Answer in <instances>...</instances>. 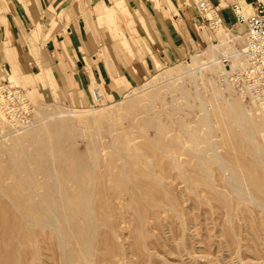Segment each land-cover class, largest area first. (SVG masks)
<instances>
[{"label": "rangeland", "instance_id": "obj_1", "mask_svg": "<svg viewBox=\"0 0 264 264\" xmlns=\"http://www.w3.org/2000/svg\"><path fill=\"white\" fill-rule=\"evenodd\" d=\"M246 32V23L241 33L215 27L213 40L189 58L163 67L115 100L74 108L27 92L33 105L29 114L17 123L7 117L0 121V223L15 225L21 208L38 202L28 194L29 185L47 192L57 181L59 191L72 189L75 195L71 202H59L60 210L62 204L66 209L61 219L64 212L68 216L62 226L70 232L73 264H264V103L246 97L233 80L246 61L231 69ZM6 79L29 89L15 76L1 81ZM97 156L96 181L91 164ZM232 162L241 168L234 170ZM70 216L83 234H98L92 263L72 234ZM2 224L1 237L10 234ZM46 228L40 232L49 233ZM8 244V250L4 245L0 250V264L1 254L13 249ZM47 254L44 263L61 264L56 247Z\"/></svg>", "mask_w": 264, "mask_h": 264}, {"label": "crops", "instance_id": "obj_2", "mask_svg": "<svg viewBox=\"0 0 264 264\" xmlns=\"http://www.w3.org/2000/svg\"><path fill=\"white\" fill-rule=\"evenodd\" d=\"M252 1L211 0L221 25L240 33L233 4ZM213 31L193 0H0V81L12 75L36 99L84 108L93 89L118 99Z\"/></svg>", "mask_w": 264, "mask_h": 264}, {"label": "bare ground", "instance_id": "obj_3", "mask_svg": "<svg viewBox=\"0 0 264 264\" xmlns=\"http://www.w3.org/2000/svg\"><path fill=\"white\" fill-rule=\"evenodd\" d=\"M245 5V4H244ZM245 9H246V11L247 12H250L252 9H251V5L249 4V3H247L245 6ZM218 28H220V27H222V29H223V26L219 23V24H217L216 25ZM247 35V34H246ZM244 48H245V45L240 49V50H237V54H236V57H234L233 58V63H231L232 64V66H231V69H236L239 65H243L244 63H245V61H246V66H247V59H246V56L244 55ZM230 67V66H229ZM246 68V67H245ZM244 68V69H245ZM262 103H264V101H262ZM113 109V108H112ZM118 111V110H117ZM82 112V111H81ZM206 112V111H205ZM60 114H63V115H65V113L64 112H61ZM104 114V113H103ZM207 114V113H206ZM108 116V115H107ZM107 116H105V117H107ZM6 118V116H5V114H4V112H3V110L0 108V121H1V119L2 120H4ZM97 118V117H96ZM208 119V118H207ZM209 121V120H208ZM209 123H210V121H209ZM210 129H211V127H210ZM32 133V132H31ZM30 133V134H31ZM34 133H32V135H33ZM35 135V134H34ZM207 136V135H206ZM212 136H213V134H212ZM251 136V135H250ZM250 137H248V139H249ZM251 139V138H250ZM215 140H216V138H215ZM214 141V140H213ZM232 141V140H231ZM215 142V143H214ZM213 143V145L212 146H216L217 147V145H216V141H214ZM115 143V142H114ZM114 143L111 145V146H113V148H115L114 147ZM100 145V144H99ZM99 146H97V148H98ZM94 148V147H93ZM93 148L91 149V150H93ZM95 149V148H94ZM105 149V148H104ZM106 149H107V147H106ZM214 149V148H213ZM216 149V148H215ZM245 149V148H244ZM247 150V149H246ZM103 151H101V154L103 155V153H102ZM216 154H217V156H219L218 155V153H217V149H216ZM257 152L259 153V151L257 150ZM100 153V152H99ZM99 153H97V155L99 154ZM14 155V154H13ZM16 155V154H15ZM14 155V156H15ZM93 155V154H92ZM94 155H95V153H94ZM101 155V156H102ZM17 156V155H16ZM101 156H99V157H101ZM224 156V155H223ZM234 157H236L235 155H233ZM250 156V155H249ZM21 157H24V158H26L25 156H21ZM42 157V156H41ZM40 157V158H41ZM92 157V156H91ZM94 157V156H93ZM98 157V156H97ZM96 158L97 160L95 161H93L92 160V164H91V166H92V170H93V172L95 173L94 174V176H95V178H96V181L98 180V175H97V172H98V169H97V165H98V163H99V159L100 158ZM194 157V156H193ZM209 157V156H208ZM233 157V158H234ZM12 158V157H11ZM20 158V157H19ZM19 158H16V160L17 159H19ZM227 158V157H226ZM226 158H224V161L225 160H227ZM237 158V157H236ZM13 159H15V158H13ZM30 159V158H29ZM123 159V158H122ZM221 159V158H220ZM231 159V158H230ZM15 160V162L17 163V161ZM26 160V159H25ZM25 160H23V161H25ZM234 160V159H233ZM238 160V159H237ZM243 160V159H242ZM248 160V159H247ZM263 161H264V159H262ZM18 161H20V160H18ZM31 161V160H30ZM40 161V160H39ZM26 162V161H25ZM74 162V161H73ZM75 162H77V161H75ZM221 162V161H220ZM228 162V161H227ZM222 163H223V161H222ZM233 164H231L232 166H233V169L235 170L236 169V166H235V164H234V162H232ZM242 163L243 162H241V166H244V165H242ZM245 163V162H244ZM15 164V163H14ZM41 164H43V162L41 163ZM49 164V163H48ZM18 165H20L19 163H18ZM17 164H16V168H17V166H18ZM33 165V164H32ZM40 165V164H39ZM223 165H225V167L224 168H227V170L228 169H230L231 168V166L229 165V164H227V163H223ZM237 165V164H236ZM21 166V165H20ZM26 166V165H25ZM41 167L42 166H44V164L43 165H40ZM40 166H38V167H40ZM135 166V165H134ZM234 166H235V168H234ZM239 166V165H238ZM11 167H13V166H11ZM29 167V166H28ZM28 167L26 166V168H27V170H29L28 169ZM37 167V166H36ZM44 167H46V166H44ZM221 167H222V165H221ZM18 168H20L19 166H18ZM241 167L239 166V167H237V169H240ZM35 170H36V168H34ZM39 169V168H38ZM48 169H51V168H47V170ZM236 169V170H237ZM243 169H245V167H243ZM243 169H241V171H242V173H243ZM12 170V169H11ZM21 170V169H20ZM31 170V169H30ZM102 170V169H101ZM246 170H247V168H246ZM248 170H249V168H248ZM8 171V170H7ZM13 171V170H12ZM32 171V170H31ZM44 171V170H43ZM241 171H239L240 173H241ZM20 172V171H19ZM21 172H22V170H21ZM20 172V173H21ZM28 172V171H27ZM37 172V171H36ZM38 172L40 173L41 171H40V169L38 170ZM37 172V173H38ZM69 172H71V171H69ZM100 172H104L103 170L102 171H100ZM237 172V171H236ZM247 172H249V171H247ZM29 173V172H28ZM38 173V174H39ZM43 174L41 175L42 177H45L46 175L44 174V172H42ZM49 173V172H48ZM51 173L52 172H50V175H51ZM13 174V173H12ZM17 174V173H16ZM30 174V173H29ZM99 175H101L100 173H98ZM246 174V172H244V175ZM248 174V173H247ZM247 174H246V176H247ZM7 175V174H6ZM26 175V174H25ZM24 175V176H25ZM44 175V176H43ZM49 175V174H48ZM49 175V176H50ZM240 175H242V174H240ZM8 176V175H7ZM16 176V175H15ZM23 176V175H22ZM23 176V177H24ZM70 176V175H69ZM94 176H93V178H94ZM102 176V175H101ZM16 177H18V175L16 176ZM26 177V176H25ZM27 177H28V174H27ZM38 177V176H37ZM235 177V176H234ZM233 177V180L235 179ZM242 177V176H241ZM30 179H31V177H29ZM41 178V177H40ZM39 178V179H40ZM48 178V176L46 177V179ZM52 178V177H51ZM75 178V177H74ZM128 178V177H127ZM245 179H246V177H244ZM248 178V177H247ZM250 178V177H249ZM35 179H36V177H35ZM44 179V178H43ZM102 179V178H101ZM106 178H104V180H105ZM239 179H241L240 177H239ZM20 180H22V179H20ZM51 180V179H50ZM91 180V179H90ZM94 180V179H93ZM232 180V181H233ZM244 179H242V181H243ZM247 180V179H246ZM26 181V180H25ZM31 181V180H30ZM29 181V182H30ZM33 181V180H32ZM35 181V180H34ZM37 181V180H36ZM47 181V180H46ZM52 181H53V179H52ZM56 181V180H55ZM92 181V180H91ZM95 181V182H96ZM235 181H237L236 179H235ZM22 182H24V180H22ZM41 182L42 181H40V184H41ZM49 182V181H48ZM61 181H59V183H60ZM102 182V181H101ZM239 182V181H238ZM25 183V182H24ZM50 183H52V182H50ZM50 183H48V184H50ZM62 183V182H61ZM228 183V182H227ZM232 183V182H231ZM247 183V182H246ZM245 182H244V185L245 186H247L249 183H247L246 184ZM252 183V182H251ZM1 184V183H0ZM29 184H33V182L32 183H29ZM28 184V185H29ZM47 184V185H48ZM56 184L57 185H55V187L57 186V189H54L55 187L53 186V184H52V187H54V188H52V187H49L50 189H48V191L47 192H45V191H41V190H37L35 187L37 186L36 185V183H35V185H34V187H33V185H29V186H32V188L30 189V192L28 193V194H31L32 196H33V198H34V200L36 199L35 197H37L38 196V202L40 201L39 200V197L43 200V204L44 205H42L40 202L37 204V203H31V202H29V203H27L26 205H24L23 206V208H21V212H20V215H18L19 217H17V218H15V225H13V226H10V227H12V228H14V229H18L17 230V232L16 231H14V229H12V228H10V227H7L5 224H2V223H0V224H2V227L3 228H5L6 229V227H7V229H9V231H10V234L9 233H7V236H3V237H1L0 236V250L3 248V245H4V247L6 246V248L5 249H7V243H10V244H13V249L12 250H9V251H4L1 255H2V263L3 264H46V263H44V258H43V255L44 254H46V253H50V251H51V249L53 250V248L54 247H56L57 248V252H59L60 254H61V257H62V261L60 262L61 264H73L74 262H75V257H74V255H75V251H74V249H72L71 250V248H70V246H68V241L70 240V238H71V236L69 235V233H68V231H67V229H66V231H65V228L62 226V219H64L66 216V214L65 213H67V212H64V215L62 216L63 218L61 219V213H62V210L63 209H65V208H63V204H65V203H68V201L70 200V199H72V198H74L75 197V195H72V193L70 194V192L72 191V189L70 190V192L68 191L69 189H67V191L64 189V191L63 192H61V191H59L58 190V183H57V181H56ZM81 185H84L83 183H80ZM233 184V183H232ZM234 184H237V183H234ZM254 184V183H253ZM22 185V184H21ZM25 185H26V183H25ZM45 185H46V183H45ZM45 185H42L41 187L44 189V187H45ZM62 184H60V186H61ZM80 185V186H81ZM255 185H256V182H255ZM44 186V187H43ZM79 186V185H78ZM77 186V187H78ZM144 186V185H143ZM233 186V185H232ZM62 187V186H61ZM64 187V186H63ZM83 187V186H82ZM85 187V186H84ZM250 187V186H249ZM251 187H252V185H251ZM19 188V187H18ZM22 188V187H21ZM38 188H40V187H38ZM81 188V187H80ZM246 188H248V187H246ZM41 189V188H40ZM62 189V190H63ZM74 189H77V188H74ZM73 189V190H74ZM82 190L84 189V188H81ZM97 189V188H96ZM100 189V188H99ZM249 189V188H248ZM253 189V188H252ZM0 190H1V188H0ZM7 190H9V189H7ZM45 190V189H44ZM81 190V192H83ZM86 190H88V189H86ZM241 190V189H240ZM2 191V190H1ZM58 191H59V194H58ZM5 192V191H4ZM73 192V191H72ZM27 192L25 191V194H26ZM74 193V192H73ZM239 193V192H238ZM243 193H245V194H247L245 191H243ZM8 194H10V193H8ZM7 193L6 194H4V195H8ZM14 194V193H13ZM20 194H22V193H20ZM24 194V195H25ZM28 194H27V197L29 198V196H28ZM82 194H85V191L82 193ZM94 194V193H93ZM99 194H101V192H99ZM232 194V193H231ZM89 195H90V193H89ZM92 195V194H91ZM242 195V194H241ZM249 195V194H248ZM18 196V195H17ZM26 196V195H25ZM84 196V195H83ZM243 196V195H242ZM77 197H79V196H77ZM90 197V196H89ZM244 197H246V196H244ZM14 198V197H13ZM25 198V197H24ZM33 198H32V200H33ZM83 198V197H82ZM88 198V197H87ZM94 198V197H93ZM109 198V197H108ZM250 198L251 199H253L254 200V197L253 196H251L250 195ZM18 199V198H17ZM66 200L67 202H65L64 201V203L62 204V206H61V208H62V210H60V208H59V204L61 205V203H59L60 201H62V200ZM90 199V198H89ZM99 200V199H98ZM105 200V199H104ZM110 200H112V199H110ZM109 200V201H110ZM162 200V199H161ZM249 200V199H248ZM252 200V201H253ZM88 201V200H87ZM100 201H102L101 199H100ZM18 202H21V201H18ZM23 202V201H22ZM21 202V203H22ZM35 202V201H34ZM69 202H71V200L69 201ZM75 202V201H74ZM84 202V201H83ZM94 202V201H93ZM103 202V201H102ZM107 202H108V200H107ZM245 202V201H244ZM243 202V203H244ZM76 203V202H75ZM91 203V202H90ZM110 203H111V201H110ZM110 203H109V205H110ZM11 204H12V202H11ZM36 204V205H35ZM73 204V203H72ZM78 204V203H77ZM102 204V203H101ZM20 205V204H19ZM70 205H71V203H70ZM69 204H68V209H69V206H70ZM104 205V204H103ZM109 205H107V206H109ZM11 206H13V205H11ZM66 206V205H65ZM80 206V205H79ZM89 206H91L92 207V204L91 205H89ZM99 206V205H98ZM106 206V205H105ZM174 206V205H173ZM13 207H15V206H13ZM45 207H47L48 208V210L45 208ZM76 207H77V205H76ZM85 207V206H84ZM83 207V208H84ZM86 208V207H85ZM93 208V207H92ZM105 208H107V207H105ZM105 208H104V210H105ZM109 208V207H108ZM107 208V209H108ZM16 209H17V207H16ZM73 209V208H72ZM97 209V208H96ZM111 209V208H110ZM18 210H20V209H17V213H18ZM66 210V209H65ZM65 210H63V211H65ZM70 210H71V206H70ZM70 210H68L69 212H70ZM73 211V210H72ZM91 211L93 212L94 210L93 209H91ZM91 211H89V213H91ZM96 211V210H95ZM109 211H111V210H109ZM140 211V210H139ZM14 212V211H13ZM73 212H75V211H73ZM86 212V211H85ZM112 212V211H111ZM111 212H108V213H110L111 214ZM143 212V211H142ZM70 213H72V212H70ZM95 212H93V214H94ZM102 213V212H101ZM112 213H114V212H112ZM73 215V214H72ZM89 215H91V214H89ZM109 215V214H108ZM113 215V214H112ZM65 216V217H64ZM15 217V216H14ZM90 217L91 216H89V219H90ZM70 218H71V216H70ZM92 218V217H91ZM94 220L92 219V221H94V222H97L96 221V216L94 215ZM66 219V218H65ZM72 220H73V217L71 218ZM4 220V219H3ZM67 220H68V216H67V219H66V222H67ZM1 221V220H0ZM82 221V220H81ZM88 221V220H87ZM2 222V221H1ZM7 222V221H6ZM63 222H65V221H63ZM72 223H69V224H73L72 225V227L70 228L69 226V228L70 229H72L73 231V235H77V239L79 240L78 242H80L81 243V250H83V255L84 256H86L85 258H86V260L88 261V262H93V260H92V258H91V256L93 255V254H96L97 255V253L95 252V253H93V251H94V249H95V236L96 235H98V234H92V232L91 233H88L87 235H85V234H83V232H80L79 230H80V227H79V225H76L75 223H74V220L73 221H71ZM9 223V222H8ZM68 223V222H67ZM68 224V225H69ZM92 224H95V223H92ZM99 224V223H98ZM9 225V224H8ZM35 225H37L38 227H41V228H45V227H47L46 229H47V231H51V233L53 234V233H55V234H53L55 237H53L52 236V234L50 233V231H49V233L47 232H45V234H43L42 232H40V229H37L38 227H36ZM1 226V225H0ZM74 226V227H73ZM65 227H67V225L65 226ZM94 227V226H93ZM99 227H98V225H96V232L99 230L98 229ZM6 229V230H7ZM3 230V229H2ZM44 231H46V230H44ZM77 231H79V232H77ZM88 232V231H87ZM1 233H4V232H1ZM98 233V232H97ZM1 235V234H0ZM86 236V237H85ZM67 237V238H66ZM99 237V236H98ZM76 238H74V239H76ZM71 241H73V240H71ZM101 243V242H100ZM10 244H8V245H10ZM70 244H72V243H70ZM77 244V243H76ZM97 244H99V243H97ZM104 244V243H103ZM54 246V247H53ZM76 246H78V245H76ZM53 247V248H52ZM58 247H60L59 249H58ZM74 247V246H73ZM72 247V248H73ZM98 247V246H97ZM102 248V247H101ZM100 248V249H101ZM4 249V248H3ZM11 249V248H10ZM77 249V248H76ZM80 248H78V251H80L79 250ZM97 249V248H96ZM102 250V249H101ZM98 251V250H97ZM111 251V250H110ZM53 253V252H52ZM103 253H104V251H103ZM109 253H111V252H109ZM109 253H107V254H109ZM47 254V255H48ZM50 255V254H49ZM48 255V257H50ZM99 255H100V253H99ZM60 256V255H59ZM98 256V255H97ZM107 256H109V255H107ZM94 257V256H93ZM117 257V256H116ZM78 258L80 259V257L78 256ZM82 258V257H81ZM53 259V258H52ZM57 259V258H56ZM82 260H85V259H82ZM80 261V260H79ZM94 261H95V259H94ZM98 261V260H97ZM38 262H41V263H38ZM56 262V261H55ZM48 263H50V264H52L50 261H48ZM77 263V262H76ZM95 263V262H94ZM98 263V262H97Z\"/></svg>", "mask_w": 264, "mask_h": 264}, {"label": "built area", "instance_id": "obj_4", "mask_svg": "<svg viewBox=\"0 0 264 264\" xmlns=\"http://www.w3.org/2000/svg\"><path fill=\"white\" fill-rule=\"evenodd\" d=\"M193 2L206 20L207 27L215 30L217 24H223L211 0ZM250 5L252 10L247 12L241 2L233 4L237 22L247 25L244 48L247 66L232 76L242 94L264 101V0H253ZM93 97L96 102L102 100V94L96 88L93 89ZM0 107L10 121L17 123L29 114L33 105L22 87L6 79L0 81Z\"/></svg>", "mask_w": 264, "mask_h": 264}]
</instances>
